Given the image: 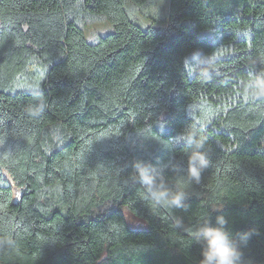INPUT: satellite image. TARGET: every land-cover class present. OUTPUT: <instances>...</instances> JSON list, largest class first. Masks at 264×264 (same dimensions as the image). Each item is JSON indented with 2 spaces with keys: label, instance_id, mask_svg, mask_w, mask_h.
I'll return each mask as SVG.
<instances>
[{
  "label": "trees",
  "instance_id": "obj_1",
  "mask_svg": "<svg viewBox=\"0 0 264 264\" xmlns=\"http://www.w3.org/2000/svg\"><path fill=\"white\" fill-rule=\"evenodd\" d=\"M85 17L110 30L87 42ZM261 69L264 0H0V264H198L174 220L217 215L259 230L245 258L264 264ZM191 123L207 137L198 185L194 146L171 140ZM136 160L184 186L185 207L145 199Z\"/></svg>",
  "mask_w": 264,
  "mask_h": 264
},
{
  "label": "clouds",
  "instance_id": "obj_2",
  "mask_svg": "<svg viewBox=\"0 0 264 264\" xmlns=\"http://www.w3.org/2000/svg\"><path fill=\"white\" fill-rule=\"evenodd\" d=\"M187 65V60H185ZM248 86L257 98L264 97V69L247 78ZM46 102L30 106L27 113L30 118L41 116L46 108ZM160 127L165 126L163 113L157 119ZM201 127L195 124L185 126L174 138L173 144L186 143L193 145L194 149L187 155L186 168L183 175L186 184L198 185L201 182L202 172L209 165L208 155L197 149L205 146L207 137L197 129ZM133 173L131 180L134 184L143 188L144 198L150 200L154 206L164 209H181L185 207L184 201L189 198V191L179 184H169L161 175L156 173L155 166L143 160L132 163ZM124 211L129 212L130 209ZM177 229L190 232L194 244L199 245L200 253L198 264H250L245 258V249L254 236H259L257 228H249L246 231L234 232L228 227V220L223 215H217L215 223L210 217L202 219L195 227L185 228L182 219H175ZM2 243L7 244L5 239Z\"/></svg>",
  "mask_w": 264,
  "mask_h": 264
},
{
  "label": "rangeland",
  "instance_id": "obj_3",
  "mask_svg": "<svg viewBox=\"0 0 264 264\" xmlns=\"http://www.w3.org/2000/svg\"><path fill=\"white\" fill-rule=\"evenodd\" d=\"M107 24L105 21L100 17H91L87 18L85 17L83 19L82 29L83 33L85 35V39L87 42H95L97 40V37L100 35H103L108 30ZM110 30V27H109ZM13 200H17L19 197L18 190L13 188ZM124 216L126 218V221L130 227H144V222L141 220H135L129 216V214L123 210Z\"/></svg>",
  "mask_w": 264,
  "mask_h": 264
}]
</instances>
